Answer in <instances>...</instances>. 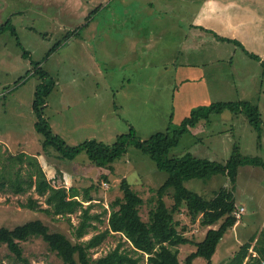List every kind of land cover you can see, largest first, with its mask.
Here are the masks:
<instances>
[{"label":"rangeland","instance_id":"1","mask_svg":"<svg viewBox=\"0 0 264 264\" xmlns=\"http://www.w3.org/2000/svg\"><path fill=\"white\" fill-rule=\"evenodd\" d=\"M200 4L201 0H0V24L10 19L17 30L16 35L11 30L0 33V166L10 154L25 152L20 166L27 179V172L36 169L29 163L34 155L51 184L77 189L79 199L89 198L83 205L92 203L90 213L98 216L90 220L93 225L79 240L76 227L81 209L65 215L41 210L48 204L35 186L17 193L11 185L0 189V227L41 219L51 231L63 232L74 242L84 241L108 229L112 203L123 196L124 177L144 199L140 208L144 220L156 206L157 187L168 177L134 144L103 167L93 164L85 151L74 159H62L54 146L45 147L44 135L35 126L33 104L36 88L44 81L42 70L55 80L43 115L53 132L71 146L93 138L111 144L131 127L146 139L157 131L178 128L192 108L247 100L259 108L261 141L245 112L226 109L183 134L170 156L191 151L226 162L237 146L243 155L264 159V65L247 53L262 52L264 60V32L260 31V39L257 31L247 26L224 31L245 49L216 38L212 32L204 33L208 39L201 42L188 27ZM188 42L198 46L186 49ZM185 50L194 56L190 65L183 61ZM186 66H191L192 77L200 79L199 83L206 81L209 92L193 95L189 81L182 83L180 69ZM185 185L206 198L215 197L224 187L232 188L229 176L223 173L191 178ZM234 194L245 212L218 244L213 264H230L241 245L264 229V169L240 166ZM164 199L168 206L174 203L172 189ZM30 201L37 203L32 207ZM175 218L179 230L194 242L202 240L208 228L220 224L201 226L199 220L191 219L186 207ZM21 245L20 258L6 243H0V264H66L41 236L23 240ZM117 247L138 264H148V254L136 250L125 235L116 232L107 233L90 253L97 258ZM178 247L181 261L195 249L193 243ZM250 253L246 259L256 254L253 247ZM192 264H207V259L198 256Z\"/></svg>","mask_w":264,"mask_h":264},{"label":"trees","instance_id":"2","mask_svg":"<svg viewBox=\"0 0 264 264\" xmlns=\"http://www.w3.org/2000/svg\"><path fill=\"white\" fill-rule=\"evenodd\" d=\"M6 30L17 34L16 27L12 25L10 19L0 24V33ZM215 35L221 40L234 42L244 48L242 43L235 38L222 36L216 32ZM247 53L258 58L264 65V60L260 56ZM25 54L27 55V52ZM41 76L44 81L36 88L33 104L37 118L35 126L44 135L43 144L45 147L54 146L62 159H74L80 152L85 151L93 164L103 167L120 158L127 152L129 146L134 144L144 154L155 160L158 169L166 171L168 177L156 189V206L150 210L148 220H144L140 214L144 199L132 187L127 177H124L121 180L123 196L116 198L112 203L108 217L109 226L105 232L94 234L84 241L74 242L63 232L51 231L41 219H33L13 228L0 227V243H6L10 250L21 258L23 256L21 241L28 240L32 236H41L66 264H138L137 259L121 253L118 247L106 255L92 257L90 250L101 244L107 233L116 232L125 235L136 250L148 254V264H192L198 256L206 258L207 264H213L212 257L218 244L237 221L234 215L237 207L234 189L240 166L255 165L264 169V159L261 156L243 155L238 152L237 146L226 162L199 157L191 151L178 156H170V151L179 144L183 134L197 126L202 120L210 121L213 113H221L226 109L233 112H245L250 123L258 131V138L261 141L262 118L258 106L247 100L212 102L192 108L190 113L182 118L178 128L157 131L146 139L138 137L135 128L131 127L129 132L118 135L116 141L111 144L93 138L71 146L59 134L53 132L50 122L43 115L44 105L55 80L47 78L49 75L44 70L41 71ZM25 155L26 153L22 152L6 157L7 162H4L2 167L0 166V189L12 185L17 193H22L35 186L40 195H45V201L48 204V207H40L41 210H52L55 214L65 215L81 209L82 218L76 227V235L80 240L88 233V228L93 225L90 220L93 217L98 218L97 215L94 216L90 213L92 203L83 205L84 200H89V198L79 199L77 189L68 190L65 186L56 187L51 184L34 155L30 157L29 163H33L36 169L33 172H27L28 178L25 179L20 166V163L26 158ZM15 167H17L16 175L13 177V168ZM219 173L229 176L232 188L220 189L213 198H206L198 192L188 189L185 185V181L191 178H211ZM35 175L36 177H34ZM171 189L173 190L174 203L168 206L164 195ZM89 191L90 187L85 189L87 196ZM35 203L37 201H30L29 204L33 207ZM183 207L187 208L193 221L199 220L201 226L219 222L220 224L218 227L208 228L203 239L194 242L178 228L179 221L175 218V214L181 212ZM253 242L255 243L252 245ZM187 243H193L195 249L187 255L185 261H181L178 245ZM251 247L254 248L256 254L252 255L250 259H246L251 255ZM263 262L264 229L259 236L254 234L241 245L230 264H263Z\"/></svg>","mask_w":264,"mask_h":264},{"label":"crops","instance_id":"3","mask_svg":"<svg viewBox=\"0 0 264 264\" xmlns=\"http://www.w3.org/2000/svg\"><path fill=\"white\" fill-rule=\"evenodd\" d=\"M193 15L194 20L189 22L188 27L191 31L193 29V38L201 42H206L208 39L207 35H204V33L207 34L208 32H212L216 38L218 37L215 35V32L222 36L230 37L224 33L233 32L239 27L244 26L251 27L254 31H257L260 39L262 38L260 31L264 32V0H201L198 10H196ZM218 30H220V32ZM186 34L189 35V32L186 31ZM190 37L188 39H190ZM231 38L234 37L231 36ZM193 45L192 47L190 42H188L185 48L193 49L198 46V44H194V42ZM257 55L262 59V52ZM183 56V59H185L183 61L187 63V65H190L192 59H194V56L191 57V52L185 50ZM180 72L182 73L181 78L184 80L182 83L189 81L188 86L191 85L190 91L193 95L209 92L207 84H204L206 81L203 80V83H199L198 81L200 79L192 77L191 66L182 67ZM236 205L238 204L236 203ZM239 206L240 205L236 207V210ZM244 212L245 210L241 213L239 218L236 217L237 225Z\"/></svg>","mask_w":264,"mask_h":264},{"label":"built area","instance_id":"4","mask_svg":"<svg viewBox=\"0 0 264 264\" xmlns=\"http://www.w3.org/2000/svg\"><path fill=\"white\" fill-rule=\"evenodd\" d=\"M245 210L244 206H239L238 209L235 211V215L237 218L241 216V213Z\"/></svg>","mask_w":264,"mask_h":264}]
</instances>
